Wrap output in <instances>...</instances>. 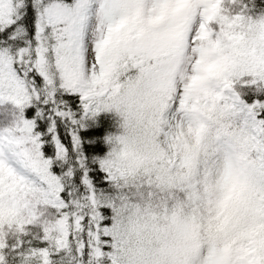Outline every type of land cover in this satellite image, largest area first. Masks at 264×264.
I'll return each mask as SVG.
<instances>
[{
    "label": "snow or ice",
    "instance_id": "snow-or-ice-1",
    "mask_svg": "<svg viewBox=\"0 0 264 264\" xmlns=\"http://www.w3.org/2000/svg\"><path fill=\"white\" fill-rule=\"evenodd\" d=\"M0 264H264V0H0Z\"/></svg>",
    "mask_w": 264,
    "mask_h": 264
}]
</instances>
